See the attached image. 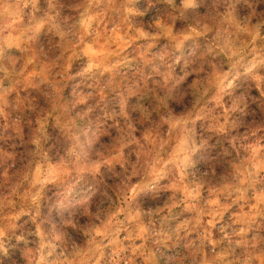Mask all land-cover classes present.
Instances as JSON below:
<instances>
[{
  "label": "clouds",
  "instance_id": "1",
  "mask_svg": "<svg viewBox=\"0 0 264 264\" xmlns=\"http://www.w3.org/2000/svg\"><path fill=\"white\" fill-rule=\"evenodd\" d=\"M0 264H264V0H0Z\"/></svg>",
  "mask_w": 264,
  "mask_h": 264
}]
</instances>
